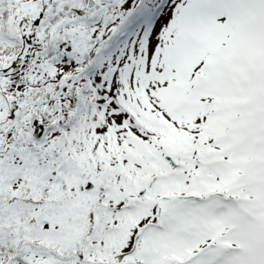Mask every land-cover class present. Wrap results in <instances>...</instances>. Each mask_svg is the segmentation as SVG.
Returning <instances> with one entry per match:
<instances>
[{
  "label": "snow or ice",
  "instance_id": "snow-or-ice-1",
  "mask_svg": "<svg viewBox=\"0 0 264 264\" xmlns=\"http://www.w3.org/2000/svg\"><path fill=\"white\" fill-rule=\"evenodd\" d=\"M0 264H264V0H0Z\"/></svg>",
  "mask_w": 264,
  "mask_h": 264
}]
</instances>
